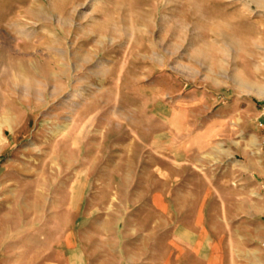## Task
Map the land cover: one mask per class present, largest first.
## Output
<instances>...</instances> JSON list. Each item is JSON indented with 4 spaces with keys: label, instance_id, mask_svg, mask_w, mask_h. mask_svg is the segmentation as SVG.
Listing matches in <instances>:
<instances>
[{
    "label": "rangeland",
    "instance_id": "obj_1",
    "mask_svg": "<svg viewBox=\"0 0 264 264\" xmlns=\"http://www.w3.org/2000/svg\"><path fill=\"white\" fill-rule=\"evenodd\" d=\"M161 190L264 264V0H0V264L138 263Z\"/></svg>",
    "mask_w": 264,
    "mask_h": 264
},
{
    "label": "crops",
    "instance_id": "obj_2",
    "mask_svg": "<svg viewBox=\"0 0 264 264\" xmlns=\"http://www.w3.org/2000/svg\"><path fill=\"white\" fill-rule=\"evenodd\" d=\"M173 195L168 190L151 194L155 221L142 230L153 231L154 236L145 241L143 257L134 264H243L230 254L224 234L212 218L215 193L204 192L192 210L180 207ZM72 239L71 233L66 232L61 241L64 248L60 260L64 264H73L74 254L80 256L81 264H98L84 239L75 245ZM46 263L54 264V259Z\"/></svg>",
    "mask_w": 264,
    "mask_h": 264
}]
</instances>
